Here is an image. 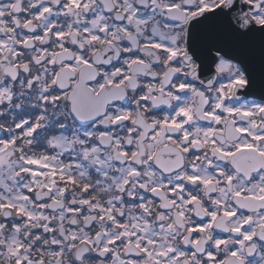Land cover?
Instances as JSON below:
<instances>
[{"label": "snow or ice", "instance_id": "obj_1", "mask_svg": "<svg viewBox=\"0 0 264 264\" xmlns=\"http://www.w3.org/2000/svg\"><path fill=\"white\" fill-rule=\"evenodd\" d=\"M0 264H264V0H0Z\"/></svg>", "mask_w": 264, "mask_h": 264}]
</instances>
